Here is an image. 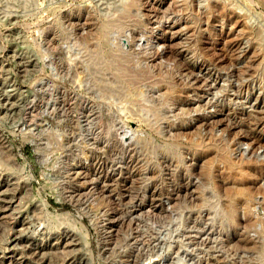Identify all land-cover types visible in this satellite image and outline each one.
I'll list each match as a JSON object with an SVG mask.
<instances>
[{
  "label": "rangeland",
  "instance_id": "1",
  "mask_svg": "<svg viewBox=\"0 0 264 264\" xmlns=\"http://www.w3.org/2000/svg\"><path fill=\"white\" fill-rule=\"evenodd\" d=\"M0 264H264V0H0Z\"/></svg>",
  "mask_w": 264,
  "mask_h": 264
},
{
  "label": "bare ground",
  "instance_id": "2",
  "mask_svg": "<svg viewBox=\"0 0 264 264\" xmlns=\"http://www.w3.org/2000/svg\"><path fill=\"white\" fill-rule=\"evenodd\" d=\"M118 76H120V75L118 74ZM121 76L117 78V82H118L119 86L116 89H110L109 86H106L107 90L103 91L102 92L103 94L101 96L103 99L106 100L107 98H114L117 101V104L125 99V94L127 92V88L131 87L133 84L129 82V81H131L130 78H126L125 75L122 77ZM185 84H186V82L183 84V86ZM134 85H136V84H134ZM173 89L174 88L171 89V92L173 91ZM185 89L182 90L183 93L185 92L184 91ZM174 93L177 94V90L176 91L174 90ZM154 112L156 113V110H154Z\"/></svg>",
  "mask_w": 264,
  "mask_h": 264
}]
</instances>
